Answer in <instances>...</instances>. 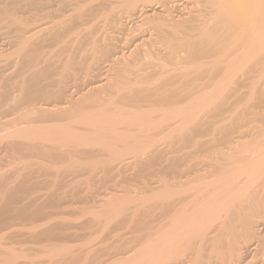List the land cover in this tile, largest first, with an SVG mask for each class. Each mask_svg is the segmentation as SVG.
I'll list each match as a JSON object with an SVG mask.
<instances>
[{"label": "bare ground", "instance_id": "bare-ground-1", "mask_svg": "<svg viewBox=\"0 0 264 264\" xmlns=\"http://www.w3.org/2000/svg\"><path fill=\"white\" fill-rule=\"evenodd\" d=\"M88 1L0 0V24L18 31V73L29 72L19 84L13 77L16 95L3 94L0 139L23 158L68 159L61 171L73 172L61 186H41V169L28 164L29 191L3 186L1 201L15 203L14 216L47 220L40 231L32 220L33 236L62 231L49 224L66 219L64 204L94 195L111 218L145 212L137 245L124 236L102 253L93 235L75 253L52 240L48 264H264V0ZM55 4L71 15H19ZM80 208L75 216L85 209L81 216L105 221L100 208ZM11 251L0 254L9 264L30 259Z\"/></svg>", "mask_w": 264, "mask_h": 264}, {"label": "rangeland", "instance_id": "rangeland-1", "mask_svg": "<svg viewBox=\"0 0 264 264\" xmlns=\"http://www.w3.org/2000/svg\"><path fill=\"white\" fill-rule=\"evenodd\" d=\"M93 1H95V0H89L88 2H93ZM4 2V1H3ZM6 2V1H5ZM4 4V3H3ZM56 5V6H55ZM52 8H50L51 10H54V11H51L50 9H47V10H49V16L48 15H46L45 13H48L47 12V10L46 9H44V10H38L37 12H34V11H29V12H21V13H19V15H21L22 17L24 16L25 17V15L27 14V16L26 17H29V16H32L33 14L35 15V13H36V16L38 17V20L39 19H42V20H46V19H48L49 21L50 20H56L55 18H58V19H63V18H67L68 16H69V14L71 15V13L72 12H70L71 10V8L69 9V7H63L61 4H59V5H61V6H57V4H55ZM57 7H58V10H59V12H58V10L56 11L55 9H57ZM61 7V8H60ZM55 8V9H54ZM62 8H64V10L62 9ZM66 9V10H65ZM45 10H46V12H45ZM61 11V12H60ZM64 11V12H63ZM33 12V13H32ZM39 12H41V13H39ZM44 12V13H43ZM55 12H57V14L55 13ZM39 13V14H38ZM51 13H55V15H52ZM59 13V14H58ZM64 13V16L63 15H60V14H63ZM32 14V15H31ZM29 15V16H28ZM44 15H46L47 17H50V18H46V16H44ZM60 15V16H59ZM68 15V16H67ZM42 16V17H41ZM43 16L45 17V19L43 18ZM54 16H55V18H54ZM63 18H62V17ZM52 17H53V19H52ZM57 19V20H58ZM48 20H46V21H48ZM3 25V27H1ZM5 24H0V89H2V91L0 90V99H1V101H0V104L2 103V100L5 98V96H7V95H11L12 96V94H14V95H16L17 93H15V91H18V90H16L17 89V85H15V84H19V82L22 80V78L21 77H23L24 75H27L26 74V72H27V70H23L22 72H20V74L18 73V69H19V67L22 65L21 63L19 64V60H20V58L19 57H16L17 56V54H15L18 50V52H20V42L19 41H17L18 40V31L17 30H15L14 28L13 29H11V27H9V26H5ZM4 28V29H3ZM9 28V29H8ZM11 29V30H10ZM14 30V32H12ZM9 31V32H8ZM14 34V35H13ZM13 37V38H12ZM14 38H16V39H14ZM8 40V41H7ZM16 40V41H15ZM5 42V43H4ZM18 42V43H17ZM14 43V44H13ZM19 44V45H18ZM17 47V48H16ZM18 47L20 48V49H18ZM47 48H50V49H54L53 47L51 48V47H47ZM46 48V49H47ZM18 49V50H17ZM52 50H50V52L52 51ZM48 51V50H47ZM17 52V53H18ZM16 56H15V55ZM18 56H19V53H18ZM15 59V60H13V59ZM6 60H7V62H6ZM10 60V61H9ZM13 61V62H12ZM17 62V63H16ZM13 66V67H12ZM15 66V67H14ZM12 67V68H11ZM18 67V68H17ZM15 72V73H14ZM22 73V74H21ZM12 74H14V75H12ZM24 74V75H23ZM7 75L9 76L10 75V77H7ZM20 75H21V77H20ZM6 77V78H5ZM13 77H15V80H16V83H15V81H14V78ZM2 78L4 79V80H2ZM16 78H18V79H16ZM2 80V81H1ZM7 80H8V82H7ZM4 81V82H3ZM9 83H13L12 85H10ZM15 83V84H14ZM5 86V87H3V86ZM13 86V87H12ZM24 86L25 87H23V88H27L28 86H26V84H24ZM8 87H10L9 89H8ZM11 88H12V90H11ZM26 90V89H25ZM29 89H27V91H28ZM11 91H13V92H11ZM20 91V90H19ZM243 91H250V88H249V86L248 87H245V89L243 88ZM259 91V90H258ZM261 91V90H260ZM4 92V93H3ZM6 92V93H5ZM11 93V94H10ZM5 96H4V95ZM7 119V118H6ZM1 120V119H0ZM2 121H7V120H5V119H2ZM0 134H3V133H5L7 130H6V127H3L1 124H0ZM6 143H5V142ZM0 142H2V143H0V159H2V160H0V190H2V188H3V190H4V187H5V190L7 189V192H9V190H10V192H14L15 193V195H20V194H22V193H24V191H26L27 192V190L29 191V189H30V181H28V180H26L27 178H25L24 176H26L27 175V173H28V170H30V168L31 167H27L26 168V165H34V166H32V168H34L35 170L36 169H38L39 168V170L41 171V172H39L40 173V175L42 176V177H44L43 179H42V177L40 176L39 178V180H40V184H42L41 186H47V184H53L54 183V181L56 180L57 181V185L56 186H61V185H63V184H61L62 182H64L66 179H72L73 177H70V178H68L69 176H71L72 174H73V172H71L72 170H69L66 166H65V168H67L72 174L70 175L69 174V176H67V173L65 172V169L64 170H62V171H64L65 173L63 174L62 173V171H61V168H63L64 166H62V165H67V164H69L68 162V159H66V162L67 163H65V159L64 158H58V157H46L47 159H42V158H40L39 159V161H38V159H36L35 160V158H32V157H35V156H31V157H29V156H25V158H26V160H25V158H23L22 156H24V154H16L15 152H17V151H14V150H12L10 147H9V141L8 140H5V139H0ZM2 144V145H1ZM8 148V149H7ZM11 149V150H10ZM4 151V152H3ZM7 151V152H6ZM11 151V152H10ZM12 151L14 152V153H12ZM2 153V154H1ZM16 154V156H14ZM8 155V156H7ZM14 157H12V156ZM20 155V156H19ZM4 156V157H3ZM17 156H19V158L17 157ZM16 158V159H15ZM28 158V159H27ZM30 158V159H29ZM54 158V159H53ZM20 159H22V161L20 160ZM32 159V160H31ZM42 159V160H41ZM49 159H52V163H50L51 162V160L47 163V161L49 160ZM59 159H61V160H59ZM63 159V160H62ZM20 160V161H19ZM23 160H25V161H28V160H30L31 162V164L29 163V162H25V161H23ZM41 160V161H40ZM44 160L46 161V162H44ZM56 160H57V162H56ZM18 161V162H17ZM33 161H37V162H33ZM80 161V160H79ZM85 161V160H84ZM25 162V163H24ZM39 162H41L42 164H40ZM54 162H56V163H54ZM80 162H82V160L80 161ZM25 164V166H23L24 164ZM45 163H47V164H45ZM59 163V164H58ZM61 163V164H60ZM40 166H39V165ZM51 164H52V166H54L55 168H53L52 166H51ZM56 164H58L57 166H56ZM13 165H14V167H13ZM38 165V166H37ZM44 165H46V166H44ZM80 165V164H79ZM17 166V167H16ZM41 166H43L42 168H41ZM51 167V169H47V168H44V167H48V168H50ZM68 166V165H67ZM23 167V168H22ZM56 167H58V168H56ZM60 167V168H59ZM16 169V170H15ZM55 169H56V172H55ZM57 169H58V171H59V173L57 172ZM60 169V170H59ZM67 169H66V171H67ZM3 170V171H2ZM8 170V171H7ZM15 170V171H14ZM26 171V173H25V171ZM44 170V171H43ZM21 171H23V172H21ZM44 173H43V172ZM45 171H48V172H46L47 173V175L48 176H46V173H45ZM50 171V172H49ZM61 171V172H60ZM18 172L20 173V175L18 174ZM69 172V173H70ZM84 172V173H83ZM83 172L82 171H80V172H78L77 173V175H79V174H83L81 177L83 178V177H85L84 175H86V172L83 170ZM38 173V174H39ZM51 173V174H50ZM54 175H53V174ZM57 173V174H56ZM18 174V175H17ZM26 174V175H25ZM59 174V175H58ZM61 174H63L62 176L64 177V180H63V177L61 176ZM66 174V175H65ZM16 175V176H15ZM22 175H24V176H22ZM52 175V176H51ZM65 175V176H64ZM76 175V174H75ZM74 175V176H75ZM53 176L56 178L57 176H58V180L60 181V183H59V181L57 180V179H54L53 178ZM60 176H61V178H60ZM73 176V175H72ZM14 177H16V178H14ZM17 177L19 178L20 177V179H21V181H25V183L23 184V186H24V188L22 187V185L21 184H19V182H21L20 181V179L18 180L17 179ZM26 177H28V176H26ZM46 177V178H45ZM79 178H80V175H79ZM13 179H14V181H13ZM15 179H17L18 181H16ZM78 179V178H77ZM45 180H47V182L45 183L44 181ZM51 180H53V181H51ZM6 181V182H5ZM50 181H51V183H50ZM75 181V180H74ZM2 182V183H1ZM8 182V183H7ZM14 182H17L19 185H20V188H19V185H17V183L15 184V186H14ZM44 183V184H43ZM2 184V185H1ZM46 184V185H45ZM58 184H60V185H58ZM130 184H132V183H130ZM129 184V187L130 186H132V185H134V184H132V185H130ZM7 185H9V186H7ZM12 185V186H11ZM4 186V187H3ZM18 186V187H17ZM126 186V185H125ZM16 187H17V189H16ZM27 187V188H26ZM153 187H155V185H153ZM152 186H151V188L153 189L152 191L148 188V192H153L154 191V188H153ZM11 188V189H10ZM19 188V189H18ZM82 188V187H81ZM80 188V189H81ZM133 188V187H132ZM136 188H138V187H136ZM121 189H123V188H121ZM19 191V192H18ZM18 192V193H17ZM106 192H104V194H102V195H106L105 194ZM108 193L109 192H107V195H108ZM149 193V194H150ZM115 194H117L118 196H120V197H122L123 196V192H122V194H121V192H119V194H118V192L117 193H115ZM104 196H103V198H104ZM94 197L97 199H95V198H92V197H90V199H92V200H94V202L95 203H93L92 202V200H85V202L83 201V202H78V203H75V205H74V208L76 207H78V208H80L82 211H83V209L84 208H86V209H88V210H90V211H93V210H98L99 208L101 209V216H104L103 218H105V221H107L108 222V220H109V223L108 224H106L107 222H105L104 221V219L102 220H100L98 217H95V219L97 218V220H95L94 218H92V216H91V214H86V215H84V217H83V215L81 216L80 215V213L81 214H83L86 210L84 209V211L83 212H79L78 213V217L77 216H75L76 214H77V212L78 211H80V210H78V209H76V210H78V211H76L74 208H73V206H70V203H65L64 205L66 206H64V208H66V210H64L66 213V215L64 216V217H66V219H67V217H68V219H69V217L70 216H73L74 218H72V220H71V217H70V221L68 220V222L70 223V222H72L73 223V221H74V223L71 225V224H69L68 223V226H67V224L65 223L67 220L66 219H63V221H62V219H61V222L60 223H58V221L57 220H59V219H56V220H53L51 223H53V224H49V226H52V225H55V226H57V227H59V225L61 224L62 225V227L63 228H61V225H60V229L63 231H58V233L56 234V231H54L53 233H49V236L50 237H48V234H45V235H43L44 236V238H43V236L42 235H39V234H35L34 236H33V233H34V230L36 231V232H38L36 229H38L39 228V231H40V229L42 228L43 229V226H46L45 224H43V222L44 223H46L45 221H47V220H41L40 218V216L39 215H27L28 216V218H27V216H26V218H25V215H23V216H20V217H17V216H14V215H12L13 214V206H15V203L13 204V203H10V204H6V203H4L3 201H1V198H0V215H1V217H2V219H0V254L2 255V257H3V255H4V257L6 258V254H10L12 251H11V249L13 250L14 249V251H17L19 254H24V255H22V256H25V257H28L29 256V258L30 259H26L25 257H21V258H25V259H18V262L19 263H21V261H22V264H24V262L26 263V264H29L30 262V264H48V256H47V258H45V256H46V253H48L47 251L49 250V249H51L52 247H57V248H59V246L60 245H58V244H62V245H64V246H68V247H74V245H75V247H74V249H73V247H72V250H74V252L75 253H77V252H80V251H78L79 249L77 248V246L78 247H80L81 248V246L84 244V243H88L89 241H91L92 239V241H91V243L94 241V242H96V244H98V245H96L95 243H93V246H95V247H98L99 249H100V247H101V251L100 252H102V253H105V251H107V250H109L112 246H115V245H117V243L119 242V243H121V242H123V241H125L126 240V242H128L127 240L129 239V241L131 240V241H133V239H135V241H133V244L132 243H130V245L132 244V246L133 245H137L136 243H138V240L140 239V238H142L143 236H144V228H143V226H144V224L145 223H147V221L145 220L147 217H146V215H145V212H141L140 214H138V215H140V217L138 216H136L135 218H134V220L132 219V221L130 220L132 217L130 216V214H126V215H121V216H119V219H114V218H111V217H109L110 215H109V213H107L106 214V212H107V210H109L108 209V207H107V210H106V207L105 206H103V204L101 205V204H98V206H97V202H99V200H100V202L99 203H101V199H100V197L98 198L97 197V195H94ZM88 204H87V203ZM90 202H92V203H90ZM79 203H80V205H79ZM83 203V204H82ZM90 203V204H89ZM4 204L6 205L5 206V208H3L4 207ZM68 206H67V205ZM76 204H78L77 206H76ZM101 205V206H100ZM9 206V207H8ZM8 207V208H7ZM84 207V208H83ZM90 207V208H89ZM104 207H105V211L103 210L104 209ZM70 208V209H69ZM83 208V209H82ZM103 208V209H102ZM3 211H2V210ZM5 209H9L10 211L8 212L9 213V215L8 214H6V213H4V210ZM33 209V208H32ZM72 209H74V210H72ZM93 209V210H92ZM72 211H74V212H72ZM104 211V212H103ZM72 212V213H71ZM2 213V214H1ZM74 213V214H73ZM6 214V215H5ZM69 214V215H68ZM143 214V215H142ZM68 215V216H67ZM109 217V218H107L106 219V217L107 216ZM130 216L129 218H128V216ZM10 216H12V217H10ZM80 216V217H79ZM90 216V217H89ZM101 216H100V218H101ZM125 216H127V217H125ZM142 216V217H141ZM146 218H145V217ZM0 217V218H1ZM24 217V218H23ZM37 217V218H36ZM39 217V218H38ZM77 217V218H76ZM84 219H83V218ZM121 217V218H120ZM36 218V219H35ZM137 218L139 219V221L137 220ZM145 218V219H144ZM7 219H9L10 220V223L8 222L9 220H7ZM13 219H15V220H13ZM74 219V220H73ZM78 219V220H77ZM90 219V220H89ZM92 219H94V220H92ZM99 219V220H98ZM127 219H129L130 221H126ZM142 219H143V222H142ZM36 222V223H38V221L40 222V223H38L37 224V226H39L38 228H34L33 226H35L36 227V223L34 224V222ZM66 220V221H65ZM76 220V221H75ZM113 220V221H112ZM141 220V221H140ZM31 221V222H30ZM78 221V222H77ZM87 221H88V223H87ZM91 221V222H90ZM99 221V222H98ZM103 221H104V223H103ZM124 221V222H123ZM133 221H135L134 223H132ZM5 222H7L6 224H5ZM57 222V223H56ZM77 222V223H76ZM102 222V223H101ZM122 222V223H121ZM128 222H129V224H128ZM131 222V223H130ZM140 222V223H139ZM64 223H65V225H64ZM101 223V224H100ZM118 223V224H117ZM142 223V224H141ZM34 224V225H33ZM41 224V225H40ZM87 224V225H86ZM104 224V225H103ZM105 224H106V226H107V228H106V226H105ZM111 224V225H110ZM122 224V225H121ZM125 226H124V225ZM132 224H133V226H132ZM139 226V228L137 229V225ZM5 225V226H4ZM43 225V226H42ZM75 225H76V227H75ZM100 225V226H99ZM127 225H129L130 227H128L129 228V230L126 228L127 227ZM17 226H19L18 228H20V229H18L17 228ZM25 226V227H24ZM29 226H32L33 228V230L31 229V228H29ZM73 226V227H72ZM81 226V227H80ZM109 226V227H108ZM114 226V227H113ZM120 226V227H119ZM11 227V228H10ZM16 227V228H15ZM22 227V228H21ZM29 228V230H28V228ZM46 227H48V226H46ZM69 227H72V228H69ZM79 227V228H78ZM98 228V230H97V228ZM115 227H118L119 229H117V228H115ZM123 227V228H122ZM131 227H133L134 229L132 230L131 229ZM13 228H14V230H13ZM25 228V229H24ZM96 228V229H95ZM105 228V230H103ZM111 228V229H110ZM124 228H126L127 229V231H125L126 229H124ZM5 229V230H4ZM16 229V230H15ZM30 229H31V231H33L32 233H30L29 231H30ZM63 229H65V230H63ZM67 229H72L71 231H69L68 230V232L70 233V234H73V235H71V237L69 238V236H68V234L69 233H67L66 232V230ZM117 229V230H116ZM131 229V230H130ZM142 229H143V234H142ZM2 230V231H1ZM18 230V231H17ZM26 230H28L27 231V233H26ZM74 230V231H73ZM115 230H116V232H115ZM138 230H141V233L138 231ZM65 231V232H64ZM118 231V232H117ZM121 231V232H120ZM133 231H134V233H133ZM7 232V233H6ZM73 232V233H72ZM76 232V233H75ZM79 234H78V233ZM92 232V233H91ZM94 232L96 233V235L94 234ZM102 232V233H101ZM120 232V233H119ZM128 232H130V233H128ZM145 232H146V229H145ZM28 233H29V235H28ZM65 233H66V235H65ZM84 233V234H83ZM114 233V234H113ZM116 233H118V235L116 234ZM126 233V234H125ZM2 234H3V236H2ZM59 234V235H58ZM60 234H61V238H60ZM63 234V235H62ZM69 234V235H70ZM75 234V235H74ZM77 234V235H76ZM97 234H98V237H97V239H96V236H97ZM124 234V235H123ZM19 235V236H18ZM31 235H32V237H34V238H31ZM37 235V236H36ZM53 235V236H52ZM57 235H58V238H57ZM95 237H94V236ZM123 235V236H122ZM131 237H130V236ZM140 236V237H135V236ZM7 236V237H6ZM23 236V237H22ZM45 236H47V237H45ZM65 236V237H64ZM100 236H101V238H100ZM114 236V237H113ZM118 236H120V237H118ZM124 236H127L128 237V239H123V238H127V237H124ZM134 236V237H133ZM55 237H56V239H55ZM91 237H94V238H92L91 239ZM2 238V239H1ZM39 239V240H36V239ZM47 238V239H46ZM50 240H49V239ZM53 238V239H52ZM68 238V239H67ZM118 238H120V241L118 240ZM132 238V239H131ZM138 240H137V239ZM99 239V240H98ZM122 239H123V241H122ZM52 240H54V241H52ZM63 240V241H62ZM86 240V241H85ZM39 243H38V242ZM53 243H52V242ZM56 241H58V242H56ZM118 241V242H117ZM130 241V242H131ZM61 242V243H60ZM11 243V244H10ZM54 245V243H55V245L53 246L52 244ZM69 243V244H68ZM71 243V244H70ZM100 243V244H99ZM104 243V244H103ZM114 243H116V244H114ZM118 243V244H119ZM48 244V245H47ZM49 244H51V245H49ZM57 244V245H56ZM77 244V245H76ZM82 244V245H81ZM95 244V245H94ZM107 244V245H106ZM110 244V245H109ZM14 245V246H13ZM61 245V246H62ZM70 245V246H69ZM72 245V246H71ZM79 245H81V246H79ZM103 247H102V246ZM13 246V247H12ZM50 246V247H49ZM60 246V247H61ZM6 247V248H5ZM45 247L46 248H48V249H45ZM54 247V248H55ZM2 248V249H1ZM10 248V249H9ZM102 248H103V250H105V251H103L102 250ZM6 249V250H5ZM8 249H9V251H8ZM16 249V250H15ZM42 249V253H40L41 254V256H39L40 254H39V252H40V250ZM78 249V250H77ZM44 250V251H43ZM5 251H8L7 253L5 252ZM20 251H21V253H20ZM22 251H23V253H22ZM39 251V252H38ZM77 251V252H76ZM3 252H4V254H3ZM10 252V253H9ZM44 252H46V253H44ZM37 253V254H36ZM30 254V255H29ZM35 254V255H34ZM43 254V255H42ZM44 254H45V256H44ZM0 255V256H1ZM31 256H32V258H31ZM35 256V257H34ZM42 256H44V257H42ZM2 257H0V261L3 259ZM5 258L1 261V263H3V264H9V262L10 261H8L7 259V262H6V260H5ZM40 258H43L44 260H42V259H40ZM39 259V262L37 261ZM47 259V260H46ZM78 258H76V259H74L73 261H70L71 262V264H79V262H80V259L79 260H77ZM29 260H34V263L32 262V261H29ZM76 260V261H75ZM41 261V262H40ZM74 261H75V263H74ZM90 261V260H89ZM88 261V262H89ZM38 262V263H37ZM45 262V263H44ZM0 263V264H1ZM11 263V262H10ZM90 263V262H89Z\"/></svg>", "mask_w": 264, "mask_h": 264}]
</instances>
